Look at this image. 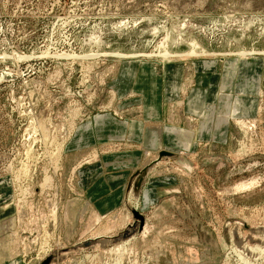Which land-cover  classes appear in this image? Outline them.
Wrapping results in <instances>:
<instances>
[{"label":"rangeland","instance_id":"obj_1","mask_svg":"<svg viewBox=\"0 0 264 264\" xmlns=\"http://www.w3.org/2000/svg\"><path fill=\"white\" fill-rule=\"evenodd\" d=\"M149 107L155 118L145 116ZM109 114L128 128L83 144L93 138L84 135L89 125ZM144 122L180 137L161 132L148 148ZM133 128L140 139L130 137ZM160 150L176 156L154 164L136 198L128 180L117 208L83 211L78 169L124 152L154 160ZM45 174L51 182L42 190ZM6 176L0 264L49 256L47 264H113L116 256L122 264H264V254L242 250L264 248V0H0V180ZM132 207L144 228L125 239L122 254L123 240L75 249L132 224Z\"/></svg>","mask_w":264,"mask_h":264},{"label":"crops","instance_id":"obj_2","mask_svg":"<svg viewBox=\"0 0 264 264\" xmlns=\"http://www.w3.org/2000/svg\"><path fill=\"white\" fill-rule=\"evenodd\" d=\"M102 124L103 122L96 121L94 127L89 125L90 130H86L87 132L84 133V135L92 136L93 138L87 137L86 139H88L89 141L83 144H87V143L90 144L98 141L104 142L109 140V138H95L96 136H105L108 132H111L110 128L107 127L103 128L106 125L105 124L102 125ZM154 124H158V123L154 122ZM159 125L161 128L163 127L162 124ZM114 127L115 126L112 125L111 128ZM80 128L81 127H79V129ZM140 128H139V133H141L140 131H142L141 130L142 128L141 129ZM145 131H148V137L146 138L147 135H145L143 144L148 148L155 149L158 146V144L162 141L161 138L162 133L156 132L154 128H147ZM133 139L136 140L140 138H133ZM74 146H77V144L72 145V147ZM120 155H125V157ZM102 156H103L102 160L99 161V163L93 164L92 167H87L85 169L77 170L81 184L79 187L81 189L80 192L84 196V198H86L83 204V208H84L83 211H85V209L87 210L88 207H90L92 213H96L99 216L107 214L108 212L117 208L123 202L125 187L127 185L129 177L133 172V170L136 168V166H139L140 164V158H136L134 155L128 154L126 152H124L123 154L117 153V154L102 155ZM118 156L121 157L122 160L128 159V161L126 163L120 164V166L118 167L106 166L108 165L105 164L106 160H108L111 157L118 158ZM105 168L118 169L119 173L107 172L105 171ZM4 221H6V219L0 220V222H4Z\"/></svg>","mask_w":264,"mask_h":264},{"label":"bare ground","instance_id":"obj_3","mask_svg":"<svg viewBox=\"0 0 264 264\" xmlns=\"http://www.w3.org/2000/svg\"><path fill=\"white\" fill-rule=\"evenodd\" d=\"M183 8V7H182ZM161 44H162V42H161ZM161 44H160V46H161ZM194 44V43H193ZM194 48H197V46L196 47H194ZM165 51V50H164ZM191 51H192V49H191ZM203 51V50H202ZM158 52V51H157ZM199 52V51H198ZM14 53V52H13ZM165 53V52H164ZM163 53V54H164ZM116 54V53H115ZM202 54V53H201ZM208 54V53H207ZM210 54V53H209ZM214 54H217V53H214ZM108 55V54H107ZM113 55H114V53H113ZM119 55V54H118ZM117 54H116V56H118ZM136 55H138V54H136ZM142 55V54H141ZM140 55V56H141ZM147 55V54H146ZM165 55H166V53H165ZM165 55H163L164 57H165ZM167 55H168V53H167ZM166 55V56H167ZM173 55H175V54H173ZM176 55H180V54H176ZM189 55V54H188ZM191 55V54H190ZM197 55V54H196ZM198 55H199V53H198ZM197 55V56H198ZM2 56H4V55H2ZM14 56V55H13ZM12 56V57H13ZM15 56H16V54H15ZM61 56V55H60ZM75 56V55H74ZM82 56H85V55H82ZM119 56H121V55H119ZM124 56H125V54H124ZM129 56V55H128ZM127 56V57H128ZM132 57H133V55H131ZM144 56V55H143ZM149 56H151V55H149ZM8 57V56H7ZM6 57V58H7ZM28 57V56H27ZM90 57V56H89ZM155 57V56H154ZM10 58V57H9ZM18 58V57H17ZM22 58H23V56H22ZM30 58V57H29ZM75 58H76V56H75ZM80 58V57H79ZM82 58V57H81ZM124 58V57H123ZM145 58V57H144ZM26 59V58H25ZM83 59H86V58H83ZM16 60V59H15ZM18 60V59H17ZM79 60V59H78ZM88 63V62H87ZM90 64V63H89ZM94 65V64H93ZM90 66V65H89ZM99 66V65H98ZM98 68V67H97ZM94 71V70H93ZM8 72V71H7ZM114 72V71H113ZM2 75V74H1ZM16 78V77H15ZM3 80H5V79H3ZM41 86V85H40ZM186 90V89H185ZM184 92H182L181 94H183ZM113 97V96H112ZM144 98V97H143ZM182 98H184L183 96H182ZM112 100V99H111ZM112 102H113V100H112ZM20 103V102H19ZM146 103V102H145ZM109 105H110V102H109ZM182 105V104H181ZM156 106V105H155ZM20 107H21V105H20ZM107 107V106H106ZM109 107V106H108ZM174 107V106H173ZM172 108V107H171ZM18 110V109H17ZM77 111V110H76ZM78 111H79V109H78ZM145 111H146V117H148L149 119H151V118H155L156 116H155V110H154V108H147V109H145ZM208 111V110H207ZM211 112V111H210ZM76 113V112H75ZM75 113H73V115L75 114ZM176 113V112H175ZM174 114V113H173ZM175 115V114H174ZM45 116V115H44ZM76 116V115H75ZM172 117H173V115H172V113L170 114V116H169V120L171 121L172 120ZM223 118V117H222ZM71 119V118H70ZM75 119V118H74ZM73 119V120H74ZM67 120V119H66ZM100 122H103V124L104 123H109V124H112L113 126H115L114 127V129H113V131L112 132H109V133H107V134H114L115 136L117 135V134H121L122 133V128L125 126V127H127L128 128V126H129V124H127L126 123V121L125 122H120V121H112V119H110V117H109V115L107 116V115H104V116H102V117H100L99 119H98ZM221 120V119H220ZM71 121V120H70ZM172 122H173V120H172ZM217 122H219V121H217ZM70 123H72V122H70ZM120 123V124H119ZM141 123V122H140ZM174 123V122H173ZM121 124H122V126H121ZM144 124V125H143ZM147 124L148 125H153L154 123H147V122H144V123H142V125H141V130H143L144 128H145V130H146V128H147ZM171 124V123H170ZM33 125V124H32ZM171 125H173V124H171ZM221 125V124H220ZM156 127H154V129H155V131L156 132H158V133H160V132H165V131H167V130H169V131H171L172 130V132L176 135V136H178V137H180V133H179V130H176V129H173V128H167V127H160V125L159 124H157V125H155ZM194 126V125H193ZM31 127V126H30ZM134 127V126H133ZM36 128V127H35ZM164 128V129H163ZM192 128H194V127H192ZM44 129V128H43ZM81 129H83L82 127H81ZM133 129H135V128H133ZM190 129V128H189ZM192 130V129H191ZM191 130H188L186 133H185V135H187V136H190L191 134H192V131ZM194 130H195V128H194ZM24 133V132H23ZM194 133V132H193ZM55 134V133H54ZM133 135V136H132ZM136 135H138L137 134V131L136 130H133V131H131V135H130V137H132V138H134V137H136ZM42 136H43V138H42V140L45 142L46 141V138L45 137H47V134H46V132L43 130V132H42ZM113 136V135H112ZM192 136V135H191ZM125 138V137H124ZM55 139V138H54ZM196 139V138H195ZM49 140V139H48ZM112 141V140H111ZM48 145V144H47ZM59 147H60V143H59ZM103 147H104V144H103ZM58 148V147H57ZM61 148V147H60ZM106 148V147H105ZM109 148V147H108ZM59 149V148H58ZM58 149H57V152H58ZM27 150V149H26ZM106 150V149H105ZM18 151V150H17ZM45 152H47L46 150H45ZM19 154H20V152H19ZM55 154V153H54ZM21 155V154H20ZM56 155V154H55ZM60 155V154H59ZM56 157H58V155H56ZM98 156L95 154V158L93 159V160H97L96 158H97ZM120 158V159H119ZM15 159V158H14ZM58 159V158H57ZM22 160V159H21ZM90 160V159H89ZM88 160V161H89ZM153 159H150V160H146V161H144V162H140V164H139V166H138V168L140 167V166H142V165H144V164H149L151 161H152ZM20 161V160H19ZM128 161V159L126 160V159H124V160H122L121 159V157H119L118 156V158H115V157H111V158H109L108 160H106V163L107 164H109L110 166H112V167H118V166H120V164H123V163H126ZM14 163H16L15 161H14ZM21 163V162H20ZM23 164H24V162H22ZM27 164V163H26ZM21 165V164H20ZM31 165V164H30ZM17 166V165H16ZM76 166V165H75ZM80 166V165H79ZM154 166V165H153ZM57 167V166H56ZM77 167V166H76ZM12 168H13V166H12ZM15 168V167H14ZM13 168V169H14ZM22 168V167H21ZM24 168V167H23ZM23 168L21 169V171L23 170ZM28 168H29V166H28ZM9 169H11V167L9 168ZM30 169V168H29ZM55 169V168H54ZM78 169V168H77ZM152 169V168H151ZM17 170H18V168H17ZM31 170V169H30ZM73 170V169H72ZM8 171V170H7ZM13 171V170H12ZM15 171V170H14ZM20 171V170H19ZM16 172V171H15ZM13 173V172H12ZM21 173V172H20ZM26 173H28V171L26 172L25 171V174ZM11 174V173H10ZM15 174H17V173H15ZM25 174H23L24 176H25ZM22 175V176H23ZM29 174H27L26 176H28ZM17 176V175H16ZM25 176V177H26ZM19 177H21V176H19ZM18 177V178H19ZM26 178H28V177H26ZM70 178V177H69ZM6 179V180H5ZM5 179L4 180H0V186L1 185H4L5 184V182H7V184L8 185H10L11 184V182L9 181V180H11L12 178H10L9 176H6L5 177ZM42 182H41V184H40V188L43 190L44 188H47V187H49L50 186V182H51V179H50V177L47 175V174H45L44 176H43V178H42V180H41ZM18 182V181H17ZM14 183V182H13ZM21 184H23V183H21ZM21 186V185H20ZM19 186V187H20ZM24 186V185H23ZM17 187H18V184H17ZM129 187H130V189H128L129 191H131L132 192V183H130L129 184ZM25 188V187H24ZM18 190V189H17ZM20 190V189H19ZM5 191V190H4ZM21 191H22V189L20 190V193H21ZM27 191V190H26ZM28 191H29V189H28ZM27 191V192H28ZM17 193V192H16ZM30 193V192H29ZM21 195V194H20ZM26 195V194H25ZM19 196V195H18ZM24 196V195H23ZM23 196H22V198H23ZM25 197V196H24ZM131 197H133V199L134 198H136V196H134L133 194H131ZM51 198V197H50ZM22 200V199H21ZM24 201H25V199H23ZM21 206V205H20ZM49 209V208H48ZM84 209V208H83ZM130 209H136V207H132V208H129V210ZM50 210V209H49ZM2 211H4V210H2V209H0V212H2ZM23 213L25 212V211H22ZM130 212H131V210H130ZM25 214V213H24ZM18 222H19V224L22 222L21 221V219H20V216L22 217V215H20L19 213H18ZM126 215H128V216H130L129 215V213H127ZM27 217V216H26ZM26 217H24V219L26 218ZM256 217V216H255ZM54 218H55V215H54ZM53 218V219H54ZM16 219V218H15ZM52 219V220H53ZM51 221V220H50ZM50 224H53V223H50ZM50 224H49V226H50ZM51 227V226H50ZM104 228V227H103ZM143 228V227H142ZM54 230V229H53ZM121 230H123V229H121ZM120 230V231H121ZM261 230H262V232H264V227L262 228L261 227ZM142 231V229L141 230H139V231H136V232H141ZM239 233V232H238ZM263 234V233H262ZM50 235V234H49ZM51 235H52V233H51ZM113 236H115V235H113ZM113 236H97V237H93V238H89V240L90 241H92V243H91V246H93V245H95V244H99V245H101V246H103V244L104 245H106V244H108L109 242H110V239H111V237H113ZM49 237V236H48ZM132 237V236H131ZM233 237V236H232ZM232 237H230L231 239H232ZM234 238V237H233ZM130 239V238H129ZM126 240H128V238L126 239ZM126 240H123L122 241V243L123 244H120V246H119V248L120 249H118L117 247H112L111 248V250H109L110 251V253L113 251H117V249H118V251H120L119 253H121V252H123V248H124V244H125V241ZM235 240H236V242H237V244H238V247H240L241 248V240H238L237 238H235ZM261 240L263 241L264 240V237H262L261 238ZM260 240V241H261ZM259 241V242H260ZM49 242V241H48ZM127 242V241H126ZM0 244H1V242H0ZM47 244V243H46ZM78 245L79 244H76L75 245V249H76V247L78 248ZM233 245V244H232ZM263 246H260V244L259 245H253V246H247L245 243H243V246H242V250L243 251H247L251 256H253L255 253L257 254L258 253V255L259 256H257L258 258L261 256V254L263 255L264 254V248H262ZM240 248H238V249H240ZM49 249V248H48ZM232 249V248H231ZM234 250V249H233ZM232 250V251H233ZM241 250V249H240ZM242 251V252H243ZM112 252V253H113ZM125 252V251H124ZM235 252V251H234ZM241 252V251H240ZM111 253V254H112ZM239 253V252H238ZM116 254V253H115ZM122 254V253H121ZM120 254V255H121ZM237 254V253H236ZM119 255V256H120ZM241 255V254H240ZM244 255H245V253H244ZM249 257V258H254V257ZM121 257H123V256H121ZM242 257H243V255H242ZM241 257V258H242ZM246 257H248V255L246 256ZM42 258V257H41ZM90 258V257H89ZM238 258V257H237ZM239 258H240V256H239ZM238 258V259H239ZM59 259V258H58ZM246 259V258H245ZM254 259H256V257L254 258ZM242 260H243V258H242ZM248 260V259H247ZM262 261H263V259H262ZM242 262V261H241ZM244 263H246V260L245 261H243ZM252 262V261H251ZM113 264H122V262H121V259L119 258V257H117L116 256V258H115V260H114V263ZM247 264H249V263H247Z\"/></svg>","mask_w":264,"mask_h":264},{"label":"water","instance_id":"obj_4","mask_svg":"<svg viewBox=\"0 0 264 264\" xmlns=\"http://www.w3.org/2000/svg\"><path fill=\"white\" fill-rule=\"evenodd\" d=\"M165 156L166 157H175L176 154L169 152V151H166V150H160L157 154V157L154 160H152L149 164H144V165L140 166L135 171V173L131 176L128 184L132 183V194L134 196L137 197L139 195L141 185H142L145 177L147 176L148 172L153 167V165L157 161H159L162 157H165ZM130 210L133 214L134 222L132 224H128L123 230L119 231L118 234L111 237L109 243H117L119 241L125 240V239L131 237L136 231H139L142 229L143 223H144L143 216L136 209H130ZM91 243H92V241L87 239V240H84L81 243H79L78 247H89V246H91ZM103 246H104V244H103ZM51 259H52L51 256H49L48 258H46L42 262V264H47Z\"/></svg>","mask_w":264,"mask_h":264}]
</instances>
